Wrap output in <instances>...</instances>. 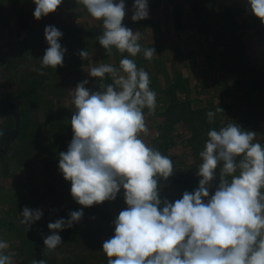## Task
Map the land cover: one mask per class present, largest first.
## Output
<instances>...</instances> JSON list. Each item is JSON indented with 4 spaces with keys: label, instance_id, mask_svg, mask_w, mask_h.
Listing matches in <instances>:
<instances>
[{
    "label": "clouds",
    "instance_id": "obj_1",
    "mask_svg": "<svg viewBox=\"0 0 264 264\" xmlns=\"http://www.w3.org/2000/svg\"><path fill=\"white\" fill-rule=\"evenodd\" d=\"M33 16L39 20L54 13L63 0H33ZM95 20L102 21L103 33L96 39L106 50L127 53L119 66L99 63L88 70L99 78L98 91H91L85 79L72 94L75 111L70 119L73 137L66 152L59 153L58 168L70 193L81 206L91 207L114 201L123 189L128 206L113 220L114 235L103 242L107 264H264V146L254 142L257 133L245 130L235 121L207 132L201 163V177L193 192L169 202L161 199L160 181L174 173L173 160L148 146L141 134H148L144 109L154 115L157 93L150 88V76L134 59L142 53L151 61L154 47L139 43L140 32L123 25L125 0H75ZM248 11L264 24V0H247ZM131 19L149 18L148 0H134ZM63 33L45 26L49 47L32 70L45 75V68L63 66L67 51L59 43ZM81 59L89 53L79 51ZM106 75L111 83H103ZM219 106L206 113L215 123ZM0 135H3L0 132ZM219 168V183L210 195ZM230 177V179H229ZM21 225L30 229L43 216L40 209L24 207ZM83 208L69 212L47 227L44 246L55 250L63 243L58 234L83 217ZM7 241L0 239V264H13L14 252H6ZM31 264H46L43 259Z\"/></svg>",
    "mask_w": 264,
    "mask_h": 264
},
{
    "label": "rangeland",
    "instance_id": "obj_2",
    "mask_svg": "<svg viewBox=\"0 0 264 264\" xmlns=\"http://www.w3.org/2000/svg\"><path fill=\"white\" fill-rule=\"evenodd\" d=\"M214 2L217 6L226 8L229 16L231 14L230 19L234 22L232 25L235 33L240 36L238 38L243 45L247 62H250L253 68L264 69V26H256L258 18L248 11L247 0ZM133 3L134 0H125L126 15L123 25L130 28L131 24L140 23L137 26L139 31L130 28L134 33L140 32V44L147 48L154 47V44L160 42L159 44L163 45L164 57L173 60L167 61L163 70H160L161 66L156 62L144 63L143 68L149 75H156L159 78L161 88L178 71H185L188 90L182 99L186 97L191 110L200 111L203 118L208 111H215L218 106L224 110L216 114L215 123H208L206 117L204 124L210 128L205 125L199 126L197 138L193 141L192 135L195 134L186 128V121H178L170 114L156 115L157 112L163 114L164 101L169 102V99L164 96L163 91H156L155 85L150 87L157 93V98L164 101L157 99L154 115H149L148 109H144L145 118L150 119L146 121L148 134L142 133V139L148 146L158 149L174 161V173L177 177L173 178L183 180L199 177L186 170L188 167L191 168L196 160L193 147L195 146L199 152L203 150L210 129L219 130L224 125L226 115L235 112V117H241L242 111L245 110L246 90L244 79L241 77L244 66L234 59L235 56L229 57L228 53L222 52L219 44L216 46L212 44V33L195 16L187 0H148L149 18L135 22L131 19ZM35 7L33 0H0V103L8 102V96H17L28 88L32 78L29 74L35 72L32 68L40 67V59L49 47L44 36L45 26H55L63 33L59 43L67 49L63 66H57V71L52 77L53 85H45L47 87L39 91L42 94L41 100H35L33 105L31 101L24 102L21 99L9 102L11 106L16 105L14 111L18 117L25 111L24 116L29 126L22 130V138L19 137L21 129L18 130L21 122L16 128L12 110L3 108L0 111V132L3 133L0 135V141L2 144L8 142L7 148L0 156V239L9 244L6 252L15 253L13 264H31L33 261L32 248L26 243L31 235L40 236L37 239L40 240L44 230L51 232L47 227L50 222H55L59 218L67 219L69 212L86 208L75 202L70 193L71 182L64 179L58 168L59 153L67 151L73 137L70 125L71 116L75 111L72 104V89L77 83L88 79L87 88L91 91L100 90V79L90 77L88 70L99 63L115 65L120 59L119 52L115 49L112 56H107L106 50L96 39L103 33L102 21L91 17L75 0H63L54 13L39 20L33 16ZM179 7H183L181 14L178 13ZM20 8L29 17V23L16 15V10ZM154 26H157V31H154L157 38L153 42ZM87 34H92L93 37H88ZM81 50L89 53L86 59L82 60L78 55ZM125 55L128 56L127 53ZM139 57L144 59L142 53L137 55V58ZM52 115L63 123L59 132L51 125V120L54 119ZM241 126L245 130L255 131L257 135L254 142H260L264 146V114L262 117L259 113L251 114ZM15 131L16 136L12 137L11 134ZM165 142H171L172 146L168 147ZM55 143H58V155L55 158L44 159L45 154L52 150ZM177 166L183 169L177 170ZM165 188L164 196L169 202L182 198L183 190L168 183L165 184ZM212 190L213 187L210 195ZM24 207L43 211L42 218L33 223L30 229L19 223L21 219L19 213ZM103 219L97 215L80 225L76 222L70 237L65 238L57 248L61 250L67 246L69 250H73L72 259L90 256L86 252L89 249L93 251L94 260L89 259L86 263L107 264L108 258L102 251V245L114 235L112 223L114 219L106 222L100 231ZM87 234L93 237L87 239L85 236ZM59 250L56 254L60 260Z\"/></svg>",
    "mask_w": 264,
    "mask_h": 264
},
{
    "label": "trees",
    "instance_id": "obj_3",
    "mask_svg": "<svg viewBox=\"0 0 264 264\" xmlns=\"http://www.w3.org/2000/svg\"><path fill=\"white\" fill-rule=\"evenodd\" d=\"M187 1L189 4V7L191 8L195 16H197V18L206 27V29L212 33V38H213L212 44H214L215 46L219 44V48L222 50V52L228 53L229 57L235 56L234 59H236L237 62H241V66L242 65L244 66V69H243L244 72L241 77L244 79V88L246 90L245 91L246 96L244 97L245 99L244 102H246V104L244 103L245 110L242 111L243 114H241V117H235L236 116L235 112L230 113L229 116L226 115V118L224 119V124L230 122V120L235 121L237 123L236 120H238L239 125L241 124L243 125L251 117V114L255 115L259 113L260 117H262L264 114V69L253 68L251 63L247 62L248 59H246L245 57L243 45L241 44L240 39L238 38L240 36H237V34L235 33V28H233L232 23L234 22L232 19H230V17H232L231 14L229 16L228 14L229 12H226L227 9L226 8L223 9L221 8V6L220 7L217 6L214 0H187ZM182 8L183 7H179L178 13L180 14L182 13ZM16 15L21 16V18H23L25 21H28V20L30 21L29 17H27L24 14V10L21 8L16 10ZM139 24L140 23L138 22L133 23L130 25V28L132 27L134 30H138L137 26ZM256 26H259V27L264 26V24L261 23L259 18L256 20ZM156 28L157 26H154V28L152 29L153 36H154V37L152 36L153 42L156 41V38H157L155 35L156 32H154V31H157ZM87 36L93 37L92 34H87ZM159 43L154 44L156 56L151 61H148L145 59L142 60V58L140 57L137 58V56L136 58H133V57H130V58L135 60L138 68H143L144 63L146 64L150 62H156L157 65L161 66L160 70H163V66L166 67L167 61L173 62V60L172 58L164 57V55L162 54L163 45ZM142 47L145 48V46H142ZM119 57L120 59H118L117 64H115L114 66L118 67L119 61L123 57H126V55L125 53L124 54L119 53ZM78 59L79 58H77V60ZM169 67H171L170 64H169ZM43 71L46 73L45 75H40V74L37 75V72H33L32 74L28 73L29 75L32 76L29 82L30 84L28 88L26 90H23L19 94H17V96H13V95L8 96V102L6 101L1 102L2 106L0 107V111L3 108H10L14 114L15 119L18 120V123L21 122L20 123L21 126L20 128H18V130L21 129V132L19 135L20 138H22V135H23L22 130L26 129L29 126V124L25 119V116H24L25 111H22L23 108L21 109L22 111L20 113L21 116L18 117L17 113L14 111L16 105L13 104V106H11L12 104L9 102H13V100H16V99H21V100H24V102L31 101V105H33V102L35 100L37 99L41 100L42 94H40L39 91L47 86L53 85L52 77L54 73H56L57 68L52 69L49 67L48 69L46 68L43 69ZM185 73L186 72L182 70L178 71L170 80H168L167 84H165L163 88L160 87V84L158 83L159 78L156 75H149L150 76V87H152V85H155L157 88L156 91H163L162 93L165 94L164 96L167 99H169V102H166L164 101V99L157 98L160 101H164L165 105H164L163 114L161 112H157L156 115L170 114L174 117V119L178 121L180 120L186 121V124H187L186 128H188L190 131H192L193 134H195V135H192V139L194 141V138H197L196 133H198L197 129L200 128L199 126L205 125V127H209V128L210 126L207 124H204V121L207 116L203 118V116H200V113H201L200 111L191 110L190 105L188 101L186 100V97L182 99V96L183 95L186 96V92L188 90L186 87L187 81H186ZM108 83H111V78L106 75L105 84H108ZM53 117L54 119L51 120V123H52L51 125H53V127H56L57 128L56 131L59 132L63 126V123H61L60 120L58 121L55 116ZM148 119L150 118L147 117L146 121ZM51 131L52 129L50 126V133ZM57 136L58 134L54 137L57 138ZM165 143L168 147L172 146L171 142H165ZM3 151L0 152V156L3 155ZM193 151H195L196 153L195 163L193 164V166H191V168L190 167L186 168V170L196 174L198 170V165L201 163V160L199 157V151L195 148V146L193 147ZM58 152H59L58 143L57 144L55 143L52 146V150L48 154H45L44 159L49 158V157L55 158L58 155ZM181 169L183 168L178 167L177 170H181ZM218 172H219V168L217 169V173ZM175 176H176V173H174L172 177H175ZM216 177H217V183H219V174H217ZM159 183H160L161 199H164L165 198L164 192L166 191V188H168L167 186L165 188V184L167 183H165L163 180H161ZM42 185H44V182H42ZM168 185L174 188H178L179 190H183L184 192L195 190L198 187V184H192V183L187 184V185H176V184L168 183ZM174 201L175 200H172L171 202H174ZM127 207L128 206L126 205L123 199V192H121V194L117 195V198L114 201H104L101 204H94L91 208L90 207L83 208L84 214L78 224L79 225L82 224V222L87 221L92 216L99 215L104 218L103 223L101 221L100 227H99V230L101 231L103 227L105 226L106 222H110L111 220L115 219L118 216L119 212L124 210ZM45 231H46V234L43 233V236L41 237L40 240H37L39 239L40 236L34 237V235H31L30 240L26 241L27 246H31L32 248L33 260L34 259L37 260L39 257L37 252L35 251L36 248H38L40 252V257L46 262V264H89V262L86 263L87 260L89 259L94 260L93 259L94 255H92L93 251L89 249H87L86 252L89 253L90 256L85 255L83 257H76L74 259H72L73 256L71 255L74 251L69 250L67 246L61 250L56 248L55 250L49 251L44 246L43 237L50 235L51 232L48 231L47 229L44 230V232ZM72 231L73 229L67 228V230L65 229L59 232L58 234L62 237V241L64 242L65 238L70 237V235L72 234ZM85 236L87 239H90L91 237H93V235L91 234H87ZM57 250H59V254L61 255L60 260L58 259V256L56 254V252H58Z\"/></svg>",
    "mask_w": 264,
    "mask_h": 264
},
{
    "label": "water",
    "instance_id": "obj_4",
    "mask_svg": "<svg viewBox=\"0 0 264 264\" xmlns=\"http://www.w3.org/2000/svg\"><path fill=\"white\" fill-rule=\"evenodd\" d=\"M2 106V104L0 103V107ZM17 124H18V120L16 119V128H17ZM16 128H15V130H16ZM12 137H15L16 136V131L15 132H13L12 134ZM2 144V143H1ZM201 179V177H196V178H189V179H183V180H178V179H175V178H173V177H169V179L167 180V181H164L165 183H172V184H176V185H187V184H189V183H192V184H199V180ZM213 183V190H212V192H211V195L212 194H214V191H215V186L218 184L217 183V177L214 179V181L212 182ZM124 190L123 189H121V191H120V193H118L117 195H119V194H121V192H123ZM92 207V206H91ZM90 207V208H91ZM75 224V223H74ZM73 224V225H74ZM73 227V226H72ZM72 227L71 228H69V229H72ZM36 252H37V254H38V259L37 260H40L41 259V257H40V252H39V250H38V248H36V250H35Z\"/></svg>",
    "mask_w": 264,
    "mask_h": 264
},
{
    "label": "flooded vegetation",
    "instance_id": "obj_5",
    "mask_svg": "<svg viewBox=\"0 0 264 264\" xmlns=\"http://www.w3.org/2000/svg\"><path fill=\"white\" fill-rule=\"evenodd\" d=\"M8 144V142L6 143V142H4L3 144H1V141H0V152H2L4 149H6L7 148V145ZM4 152V151H3ZM46 233V231L44 232V234Z\"/></svg>",
    "mask_w": 264,
    "mask_h": 264
}]
</instances>
